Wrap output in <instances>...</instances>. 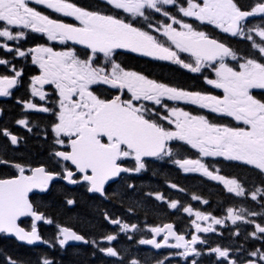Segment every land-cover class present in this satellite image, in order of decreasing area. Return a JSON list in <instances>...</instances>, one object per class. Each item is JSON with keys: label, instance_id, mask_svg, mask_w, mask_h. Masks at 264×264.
Returning <instances> with one entry per match:
<instances>
[{"label": "snow or ice", "instance_id": "1", "mask_svg": "<svg viewBox=\"0 0 264 264\" xmlns=\"http://www.w3.org/2000/svg\"><path fill=\"white\" fill-rule=\"evenodd\" d=\"M105 2L113 9L127 13L128 18L87 10L72 0H0V38H6L7 41L26 39L25 32H14L13 29H31L33 32L46 34L49 40H59L61 43L73 41L89 50L85 58H81L74 49L54 51L51 47L38 46L26 52L14 49L7 43H0V48L14 52L19 57L33 53L32 61L40 69V74L31 78L33 96L45 101L48 98L45 86L53 85L59 97L51 107L32 102H25V107L54 116L51 124L53 150L50 155L62 165L61 171H50L43 165L30 167L15 163L13 166L19 174L12 178H0V233L14 235L29 245L42 241V237L35 223L30 230L21 227V217L53 223L34 208L29 193L34 190L47 191L50 183L59 177L73 185L84 182L90 193L104 196L105 186L123 179L122 173L145 169V157L173 156L172 141L185 142L198 149L204 157H223L228 161L250 165L264 177V99L253 95L254 89L264 90V24L249 23L250 18L256 16L264 19V0H256L248 9L240 6L237 0ZM32 3L44 5L65 17H74L79 21V26L52 19L31 7ZM166 6L175 8L177 14H173ZM154 14L162 15L166 22L153 23ZM189 17L201 23L215 25L233 37L249 41L250 48L255 50L254 54L241 56L227 44L194 28L193 24L184 19ZM141 21L146 23L137 26ZM161 37L166 39L162 40ZM118 49L172 61L193 73L211 68L216 78L207 79V83L222 89L223 96L184 90L125 69L114 58ZM181 53H189L193 60L186 62L181 58ZM101 55L104 63L100 62ZM229 58L237 62L236 67L229 65ZM0 65H9L14 72L13 76L0 75V96H10V90L17 85L22 70H17L10 61L2 58ZM94 85L108 86L117 90V94L111 98H103L93 90ZM125 92L131 94L126 99L122 98ZM141 101H150L167 109V112L164 115L153 112ZM166 101L198 105L213 113L232 117L246 127L212 123L203 115H193L182 108L169 107ZM160 120L167 121L174 128L165 127ZM16 123L29 132L37 126L30 124L27 118L19 119ZM0 135L8 137L12 145L20 142L17 135L6 128H0ZM56 146L66 150H59ZM128 158L135 161L134 168L124 166V161ZM174 162L186 173L200 172L212 180L222 182L229 193L237 196L250 195L264 209V183L248 190L237 179L214 174L218 170H209L200 159L180 158ZM8 163L9 161L0 159V164ZM172 187L175 188L176 185ZM156 198L164 199L160 194ZM74 203L73 199L66 200L67 205ZM169 206L176 209L178 204L171 202ZM183 210L189 215H195L196 220L192 223L196 233L215 232L213 225H222L226 220H230L233 225L240 221L254 224V231L249 235L264 240V225L249 219L257 215L264 218V211L258 213L229 207L224 219L211 217L212 223L202 227L197 221H207L210 219L209 215L199 211L193 213L191 207ZM105 219L119 226L120 232H136L138 229L136 224L122 222L107 214ZM150 231L154 236L163 233L162 241L155 238L141 239L140 244L152 245L157 249H183L177 254L185 258L201 255L195 246L207 243L199 235L186 239L184 235L174 231L172 224L153 227ZM239 234L238 230L234 233L237 236ZM169 237L175 243H169ZM55 239L62 248L70 241H81L96 245L100 252L108 256H119L114 247H99L97 240L89 241L68 227H60ZM116 239L117 235L113 234L103 236V240L107 242ZM208 251L227 264H264V250L259 248L248 252L247 258L239 261L231 255L233 249L230 248L215 246ZM235 251L239 254L244 250L237 247ZM6 259L7 264H19L15 259ZM39 264H54V261L45 257ZM129 264H139V261L131 260ZM157 264L164 262L158 261ZM192 264H196V261L193 260Z\"/></svg>", "mask_w": 264, "mask_h": 264}, {"label": "flooded vegetation", "instance_id": "2", "mask_svg": "<svg viewBox=\"0 0 264 264\" xmlns=\"http://www.w3.org/2000/svg\"><path fill=\"white\" fill-rule=\"evenodd\" d=\"M78 6L87 10L100 11L106 14H112L118 12L124 18H128V14L122 10H115L108 5L105 0H73ZM96 5L97 9L95 8ZM31 7L36 8L43 14L48 15L52 19L61 20L65 23H71L79 26V21L74 17H65L61 13H56L52 9H48L44 5H37L35 3L30 4ZM168 9L170 8L169 6ZM100 9V10H98ZM180 15V14H179ZM157 19L165 18L160 14H154L152 22L155 23ZM186 22L193 24V27L197 30L204 31L210 37L217 39L230 46L233 50L237 51L241 56H251L255 50L250 48V42L239 37H233L230 33L223 32L220 28L212 24L201 23L195 18H184ZM146 23L141 21L137 26H141ZM198 27V28H197ZM14 32L23 31L26 33V39L21 38L15 41H7L6 38H0V43H7L12 48H19L26 51L30 48L38 46L51 47L54 51H67L74 49L78 56L85 58L86 53L89 51L79 49L75 46L68 45L67 43H61L59 40H49L44 33H36L31 29L17 28L13 29ZM163 40L164 38L161 37ZM166 39V38H165ZM174 47V46H173ZM181 58L186 62H191L193 58L188 53H181ZM33 53H28L25 57H19L14 52H8L4 48H0V58L6 59L11 62L17 70H22V75L18 78L17 85L12 88L10 96H0V128H6L11 133L17 135L19 143L12 145L10 139L3 135H0V159L9 161L8 164H0V178H12L17 176L18 170L13 166L15 163H19L25 166L38 167L45 166L50 171L60 172L62 165L53 159L50 155L53 150V133L51 132V124L54 120V116L48 113H40L33 110H29L25 107V102L36 103L37 105L54 106L59 97L53 85H46L45 91L48 92V98L45 101H41L39 97L33 96L31 93V78L40 74L39 66L32 61ZM115 59L125 60L130 66L133 62H143L151 66H169L174 67L186 74H190L191 77L198 78V84L194 91L201 92L203 94H210L215 96H223V90L217 89L213 85L207 83V79H215V72L211 68H206L200 73H193L187 69H184L181 65H177L170 62H160L147 57L131 55L127 53H117ZM100 62L104 63V59L100 56ZM230 66L236 67L237 62L232 61L230 58L227 61ZM132 71L140 73V68H130ZM141 74L147 76L150 79H154V76H149L141 72ZM0 75L13 76L14 72L9 65H0ZM157 81V80H156ZM159 82V81H158ZM167 84V83H165ZM170 86L177 88H184L186 84L170 83ZM93 90L101 95L103 98H111L117 94V90L111 89L104 85H94ZM185 90V89H184ZM130 93L125 92L122 98L126 99L130 96ZM253 95L258 99H264V90L254 89ZM153 112H159L161 115L166 114L167 109L161 108L159 105H154L150 101H141ZM169 107H179L192 113L193 115H203L210 122L225 125L229 127H246L241 122L234 120L220 113H213L209 109H204L198 105L185 103L183 101H166ZM27 118L30 124H34L32 131L29 132L23 126L16 123L17 120ZM156 118V117H153ZM165 127L174 128V125H169L167 121L160 120ZM39 147V154L33 156V158H25L20 154L26 152L31 145ZM59 150H66L60 146H56ZM171 147L173 148V156L171 157H158L154 159H145L146 167L140 172L131 171L123 173V179H119L115 183H110L105 187L106 195L98 196L91 194L87 190V185L84 182L78 183L73 188L67 187L63 184L62 179L58 177L54 185H61L70 191L73 196H82L85 199L92 201L105 200V211L101 213L102 222L106 224L104 227L102 236L97 239L99 247H114L119 256L111 257L106 253H102L97 250V246L94 249L96 258L101 264H121L123 261V254L121 253V247L129 244V251L126 253L128 256V264L131 260L139 261V264H157L158 261H163L164 264H192L195 260L196 264H227L222 258H218L214 253H210L208 249L210 247L220 246L222 248L233 249L231 255L238 261L241 258H247L244 252L252 251V249H261L264 247V240L254 238L249 235L254 231V224H248L238 221L233 225L228 220L222 225H213L215 232L209 233H196L195 225L192 223L196 220L195 215H189L183 209L185 207H191L193 213L199 211L205 215H209L210 219L207 221H197L202 227H206L212 223L211 217L218 219H224L227 215V209L229 207L236 210L247 209L250 211L261 212L264 209L261 208L259 201H253L251 196H237L235 193H229L226 186L217 180L203 175L200 172H184L174 161L180 158L186 159H200L209 170H218L214 174H219L228 179H237L246 189L252 190L255 187H260L264 183V177H262L258 170H255L250 165H244L241 162L228 161L223 157H204L198 149L192 148L182 141H172ZM15 152V153H14ZM19 154V155H18ZM36 157L38 160H36ZM162 165L166 169V180L158 182L157 168ZM124 166L128 168H134L135 161L132 158H128L124 161ZM29 174V173H26ZM79 175V174H78ZM206 183L212 185L215 188L216 197L214 202H211L206 195L209 192L206 189ZM51 188L48 193L43 195H33L32 200L35 198H45L51 192ZM133 185L134 187H129ZM172 185H176L175 188ZM194 185V186H193ZM191 187H196L197 190H188ZM157 194H160L164 199H157ZM197 197V199H193ZM118 199H133L138 203L135 208H131L128 204L117 206L114 201ZM74 200V199H73ZM220 200V201H217ZM204 201H207L205 203ZM171 202H177L176 209L171 208L169 205ZM75 204V203H74ZM69 205V206H74ZM131 209V211H129ZM156 210L164 212L159 217L151 214H144L142 211ZM105 214L111 218L120 219L122 222L130 224H136L138 229L136 232H120L119 226L111 224L105 219ZM249 219L254 220L256 223L264 225V218L261 216H251ZM25 226L31 228L32 223L29 220L23 222ZM46 224V223H43ZM172 224L176 233L184 235L186 239H191L192 235H199L202 239L212 238L213 242L206 244H197L195 247L201 252V255H190L187 258L178 255L177 253L183 251V249L169 248L158 253L145 248V244L139 245V242H131L132 235L139 233L138 235H148L144 239H151L153 233L150 231L153 227H163L164 225ZM39 232L42 233V224L38 226ZM72 229V228H71ZM75 231V229H73ZM239 231V235H234L236 231ZM77 232V231H76ZM78 233V232H77ZM107 234L117 235V239L108 243L103 240V236ZM236 238V243L232 244L229 240ZM131 237V238H129ZM163 237L158 241H162ZM170 243H175L172 241ZM21 245V244H20ZM24 246V245H23ZM27 247V246H25ZM242 247L243 252L237 253L235 249ZM33 248V247H27ZM99 251V252H98ZM101 256H100V254ZM252 259H257L252 257Z\"/></svg>", "mask_w": 264, "mask_h": 264}, {"label": "trees", "instance_id": "3", "mask_svg": "<svg viewBox=\"0 0 264 264\" xmlns=\"http://www.w3.org/2000/svg\"><path fill=\"white\" fill-rule=\"evenodd\" d=\"M237 2L245 9L250 8L256 0H237ZM97 9L96 5H94ZM100 10V9H98ZM173 14L176 13L175 8H169ZM112 15H119L120 18H124L121 14L114 12ZM250 25L264 24V19L260 16L253 17L249 20ZM121 64L122 67L129 70L130 68H140V73H144L149 76H154V78L161 83H176V84H186L183 89L188 91H194L196 85L198 84V78L191 77L190 74H186L174 67L169 66H158L154 67L147 63L133 62L131 66L125 60H116ZM40 149L36 145H31L28 150L20 155L25 158H33V156L39 154ZM15 153V152H14ZM19 155V154H18ZM36 160L37 157H36ZM166 169L164 166L159 165L157 168L158 182L166 180ZM194 186V185H193ZM206 189L209 194L206 197L214 202L216 193L215 188L212 185L206 183ZM190 190H197L196 187H191ZM67 199H74V206H69L66 204ZM31 201L35 209L43 213L47 219L53 221L52 224H42L41 236L45 241L44 246L37 248H27L23 245L18 244L15 240L6 238L0 235V264H7L6 258H12L19 262V264H39L42 258H48L54 261V264H101L96 258V253L92 243L87 246L80 247H60L55 239L59 234L60 227H69L75 229L79 234L85 236L89 241L97 240L102 236L104 227L106 229V224L102 222L101 213L105 211V200L92 201L85 199L82 196H72L70 191L61 185H54L51 192L47 197L35 198ZM220 201V200H217ZM135 202L133 199H118L114 203L118 206L128 204L131 208H135L139 202ZM144 214H151L153 216L159 217L164 212L150 210L142 211ZM24 227L25 224H23ZM27 228V227H26ZM145 235H137L131 240V242H139L143 239ZM208 242H213L212 238L207 239ZM232 244L236 243V238L229 240ZM129 244L123 245L120 250L123 254V261L121 264H128L127 252L129 251ZM256 249H252L254 251ZM264 250V247L261 248ZM250 252V251H249ZM246 257L248 252H244ZM105 264V263H104Z\"/></svg>", "mask_w": 264, "mask_h": 264}, {"label": "water", "instance_id": "4", "mask_svg": "<svg viewBox=\"0 0 264 264\" xmlns=\"http://www.w3.org/2000/svg\"><path fill=\"white\" fill-rule=\"evenodd\" d=\"M68 44H70V45H72V46H75V47H77V48H79V49H83V50H86V51H89L88 49H86L83 45H79V44H76V43H74L73 41H68L67 42ZM170 43V42H169ZM117 53H127V54H131V55H137V56H143V55H141V54H139V53H132V52H130L129 50H126V49H118L117 50ZM189 54V53H188ZM190 55V54H189ZM191 56V55H190ZM143 57H146V56H143ZM147 58H150V59H153V60H156V61H160V62H170V61H163V60H158V59H155V58H153V57H147ZM154 158H158V157H145L144 158V160L146 159V160H149V159H154ZM73 167V169H74V166H72ZM123 174V173H122ZM121 174V175H122ZM58 180V178L56 179V180H53L51 183H50V185H49V188H48V190L47 191H45V192H40L39 190H34L33 192H31V193H29V199L31 200V197L33 196V195H43V194H46V193H48L49 192V190H50V188H51V185L55 182V181H57ZM62 183L63 184H65L66 186H68L69 188H73V187H75V185H73V184H69L66 180H64V179H62ZM111 183V182H110ZM107 186V185H106ZM105 186V187H106ZM91 194H96V195H98V196H101L100 194H98V193H91ZM102 197V196H101ZM25 220H29L32 224L33 223H35L36 224V226H37V229H38V225L39 224H41V223H43V221H34V219L32 218V217H21V219H20V221H19V224H20V226H21V223L23 222V221H25ZM22 227V226H21ZM73 230V229H72ZM38 231H39V229H38ZM174 231H175V229H174ZM176 232V231H175ZM40 234V233H39ZM178 234V233H177ZM0 235H4L6 238H11V239H13V240H15L18 244H21V245H24V246H27V247H39V246H43V244H44V240H43V238H42V241H40V242H36L35 244H31V245H29L27 242H25V241H20V240H18V238H16L14 235H11V234H4V233H0ZM163 236V233H161V235L160 236H154V234H153V237L152 238H155V239H157V240H159V238L160 237H162ZM151 238V239H152ZM169 241H175L172 237H169ZM88 243H84V242H81V241H70L69 243H68V245H66V246H85V245H87ZM145 247H146V249H149V250H151V251H154V252H160V251H162V250H164V249H167L168 247H162V248H160V249H157V248H155L154 246H152V245H148V244H145Z\"/></svg>", "mask_w": 264, "mask_h": 264}, {"label": "rangeland", "instance_id": "5", "mask_svg": "<svg viewBox=\"0 0 264 264\" xmlns=\"http://www.w3.org/2000/svg\"><path fill=\"white\" fill-rule=\"evenodd\" d=\"M174 14H177V13H174ZM180 15H182V14H180ZM189 18H191V17H189ZM191 19H193V18H191ZM158 21H159V22H164V19H157V20H155V23L158 22ZM197 28H198V27H197ZM154 34H155V33H154ZM157 35H158V34H157ZM164 39H165V38H164ZM257 41L259 42V38H258V37H257ZM228 221L231 222L230 220H228ZM231 223H232V222H231ZM138 234H139V233H137V234H135V235H132V236H131L132 239L135 238V236H137ZM141 236H143V235L141 234ZM147 236H148V235H145V236L143 237V239L146 238ZM140 240H141V239H140ZM140 240H139V241H140ZM57 243H58V242H57ZM58 245H59V244H58ZM139 245H143V244H140V243H139ZM93 247H94V249H95V248H96V245L93 244ZM97 250H99V249L97 248ZM98 252H99V251H98ZM99 254H100V253H99ZM100 256H101V254H100ZM97 260H98V259H97Z\"/></svg>", "mask_w": 264, "mask_h": 264}]
</instances>
